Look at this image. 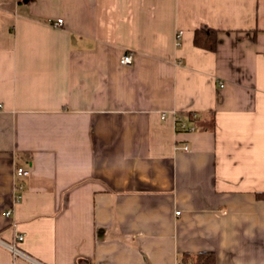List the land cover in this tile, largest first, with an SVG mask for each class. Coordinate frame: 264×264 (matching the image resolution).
I'll list each match as a JSON object with an SVG mask.
<instances>
[{
	"label": "crops",
	"instance_id": "obj_1",
	"mask_svg": "<svg viewBox=\"0 0 264 264\" xmlns=\"http://www.w3.org/2000/svg\"><path fill=\"white\" fill-rule=\"evenodd\" d=\"M0 104V264H264V0H0Z\"/></svg>",
	"mask_w": 264,
	"mask_h": 264
},
{
	"label": "trees",
	"instance_id": "obj_2",
	"mask_svg": "<svg viewBox=\"0 0 264 264\" xmlns=\"http://www.w3.org/2000/svg\"><path fill=\"white\" fill-rule=\"evenodd\" d=\"M219 42L218 30L201 26L195 32V44L209 49L216 50ZM257 197L264 200V191L257 192ZM181 264H217V255L213 251L185 252Z\"/></svg>",
	"mask_w": 264,
	"mask_h": 264
},
{
	"label": "built area",
	"instance_id": "obj_3",
	"mask_svg": "<svg viewBox=\"0 0 264 264\" xmlns=\"http://www.w3.org/2000/svg\"><path fill=\"white\" fill-rule=\"evenodd\" d=\"M53 23H55L56 25H63L64 24V19L63 18H58L56 21L52 20ZM184 31L183 30H180L178 33H177V44H181V38H182V35H183ZM121 61L125 64H133L134 62V59H133V55L131 53H126L125 55H123ZM2 106V104H0V107ZM181 120V119H179ZM180 126L182 128H187L188 125L181 121L180 122ZM31 173V169L28 167V166H18L16 168V174L19 175V176H28L29 174ZM20 187L22 188V184L20 185ZM181 212V210H178L177 213L179 214ZM7 215H10L11 214V211H7L6 213ZM26 235L25 233H22V232H19L14 241L11 242V243H7V245L13 250V252L15 253V255H22V256H25V257H28L29 259L31 260H34L36 262H38L39 264H44V263H41L40 261L34 259L33 257H31L30 255H28L26 252H24L19 246L18 244L23 241L25 239Z\"/></svg>",
	"mask_w": 264,
	"mask_h": 264
}]
</instances>
